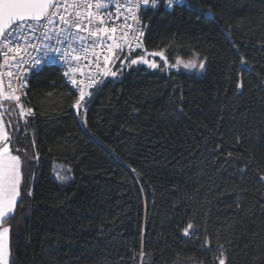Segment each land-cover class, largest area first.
Here are the masks:
<instances>
[{
  "label": "trees",
  "instance_id": "trees-1",
  "mask_svg": "<svg viewBox=\"0 0 264 264\" xmlns=\"http://www.w3.org/2000/svg\"><path fill=\"white\" fill-rule=\"evenodd\" d=\"M141 18L144 49L197 53L204 74L118 71L83 116L57 65L32 70L34 117L14 114L12 147L33 167L4 225L10 264H215L220 246L228 264H264V0H161Z\"/></svg>",
  "mask_w": 264,
  "mask_h": 264
},
{
  "label": "snow or ice",
  "instance_id": "snow-or-ice-1",
  "mask_svg": "<svg viewBox=\"0 0 264 264\" xmlns=\"http://www.w3.org/2000/svg\"><path fill=\"white\" fill-rule=\"evenodd\" d=\"M160 2L0 0V69H3L0 71V264H10L11 225H4L14 215L21 197V186L28 187L30 174H27V168L33 167L26 151L21 155L18 147H12L15 134L21 130L20 122L14 118L16 110L25 127L35 114L34 109L22 100L27 96L25 73L42 71L44 65L61 63L66 68L63 75L78 90L72 107L78 115L86 116L95 91L107 77H117L118 71L135 65L161 70L203 69L205 63L197 53L188 59L177 56L170 63L164 49L148 51L143 48L144 32L139 13L156 8ZM184 3L185 0H166L168 8ZM137 49H142V53ZM156 57L163 61V65L157 63ZM240 61L242 65L246 63L243 57ZM116 62L119 69L113 71ZM5 77L8 78L7 87ZM238 87L242 85L238 84ZM4 102H8L7 108ZM5 112L9 115L7 122ZM55 175L61 184L70 180L63 170H57ZM259 179L264 182V175ZM25 194L31 196L32 192ZM194 229V224L188 222L182 233L191 236L195 234ZM204 246L211 250L207 237ZM145 254L142 244L138 254L141 261ZM214 262L228 264L223 246H220Z\"/></svg>",
  "mask_w": 264,
  "mask_h": 264
},
{
  "label": "built area",
  "instance_id": "built-area-1",
  "mask_svg": "<svg viewBox=\"0 0 264 264\" xmlns=\"http://www.w3.org/2000/svg\"><path fill=\"white\" fill-rule=\"evenodd\" d=\"M163 2H164V5L167 7V4H166V0H163ZM185 2H186V0H185ZM175 7V5L172 7V8H174ZM168 8V7H167ZM172 8H169V9H172ZM144 10H141V12L139 13V16H140V21H141V25H142V30H143V32H144V30H145V25H144V22L142 21V18H141V14H142V12H143ZM81 63H83V62H81ZM55 65H57L59 68H60V71H61V75H62V77L64 78V80L66 81V83L68 84V86L74 91V93L75 94H77V89L76 88H74L71 84H70V81L68 80V78L67 77H65L64 75H63V72L66 70V68L64 67V66H62V64L61 63H57V64H55ZM45 66V65H44ZM43 66V67H44ZM119 69V63L118 62H116V67H114L113 68V71H117ZM3 69H0V71H2ZM32 71V70H31ZM31 71H28V72H26L25 73V80H26V82H27V77H28V75H29V73L31 72ZM85 71H87L86 69H85ZM113 77H111V76H109V77H107L105 80H104V83L103 84H101L100 86H99V89L98 90H96L95 91V94L92 96V98H91V102L94 100V98L96 97V95L98 94V92L102 89V87H103V85L106 83V82H108L109 80H111ZM7 82H8V78L7 77H5V87H7ZM26 92H28V83H27V88H26ZM27 97V96H26ZM26 97H22V100H26ZM91 102H90V104H91ZM5 103V107H8V102H4ZM90 104H89V106H90ZM88 106V107H89ZM87 111H88V108H87ZM76 112V111H75ZM34 117V116H33ZM33 117H30V118H33Z\"/></svg>",
  "mask_w": 264,
  "mask_h": 264
},
{
  "label": "rangeland",
  "instance_id": "rangeland-1",
  "mask_svg": "<svg viewBox=\"0 0 264 264\" xmlns=\"http://www.w3.org/2000/svg\"><path fill=\"white\" fill-rule=\"evenodd\" d=\"M156 58H159V57H156ZM200 59V58H199ZM200 60H202V59H200ZM204 63H205V67L203 68V69H199V68H197V69H192V70H186V69H183V68H180L179 70H176V69H171V70H168V71H176V72H180V71H182V72H186V73H193V74H196L197 76H202L203 74H204V72H205V68H206V61L205 60H202ZM199 62V61H198ZM158 63V62H157ZM135 66H137V65H135ZM144 66H146V65H144ZM131 67H134V66H131ZM130 67V68H131ZM147 67V66H146ZM151 70H155V69H151ZM117 77H118V75H117ZM60 168V169H59ZM63 170V171H65V172H67V175L70 177V180L69 181H71V179H73V176H72V174H71V170H70V168L69 167H66V166H64V165H56L55 167H54V172H53V178L56 180V181H58L57 179H56V171L57 170ZM59 182V181H58Z\"/></svg>",
  "mask_w": 264,
  "mask_h": 264
},
{
  "label": "water",
  "instance_id": "water-1",
  "mask_svg": "<svg viewBox=\"0 0 264 264\" xmlns=\"http://www.w3.org/2000/svg\"><path fill=\"white\" fill-rule=\"evenodd\" d=\"M147 28H148V27L146 26V27H145V30H144V34L146 33V31H147Z\"/></svg>",
  "mask_w": 264,
  "mask_h": 264
},
{
  "label": "crops",
  "instance_id": "crops-1",
  "mask_svg": "<svg viewBox=\"0 0 264 264\" xmlns=\"http://www.w3.org/2000/svg\"><path fill=\"white\" fill-rule=\"evenodd\" d=\"M4 120H5V117H4ZM5 122H6V120H5Z\"/></svg>",
  "mask_w": 264,
  "mask_h": 264
}]
</instances>
